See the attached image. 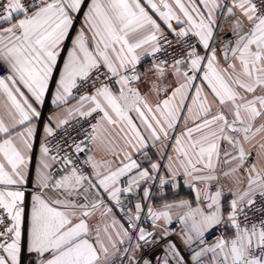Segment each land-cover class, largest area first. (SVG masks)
I'll return each instance as SVG.
<instances>
[{
	"label": "snow or ice",
	"instance_id": "obj_1",
	"mask_svg": "<svg viewBox=\"0 0 264 264\" xmlns=\"http://www.w3.org/2000/svg\"><path fill=\"white\" fill-rule=\"evenodd\" d=\"M0 70V264H153L145 247L155 264H264V0H0ZM52 85L63 111L44 124L29 213ZM151 181L194 199L149 207L159 233L137 202L125 227L113 209ZM173 215L180 246L156 255Z\"/></svg>",
	"mask_w": 264,
	"mask_h": 264
},
{
	"label": "crops",
	"instance_id": "obj_2",
	"mask_svg": "<svg viewBox=\"0 0 264 264\" xmlns=\"http://www.w3.org/2000/svg\"><path fill=\"white\" fill-rule=\"evenodd\" d=\"M82 19V17H81ZM80 27V24L76 25V29L78 30ZM163 27V25H162ZM225 29H229L230 25L225 24L224 25ZM72 35H75V31L72 33ZM227 35H230V33H227ZM220 37L217 38V42H220ZM69 43V47H70V42H66ZM67 55V51L65 50L64 52H62V56H64L66 58ZM60 67L62 68V63L60 65ZM55 94V86L52 85L51 86V93L50 94H46L45 97V104L42 106H39V109L42 113V119H43V123L37 121V135L34 137L33 139V150L31 153V159L29 162V166H28V174H29V178L28 181L20 186V190L25 192V205L27 206L26 211H28L30 213V204H31V196L33 194H36V192L38 191L36 182H35V177H36V169L39 165V159H40V144L41 141L44 139V124L48 122V117H52L55 113L58 112H62L63 109L61 108H57L56 105H53L51 103L52 98ZM77 99H70L69 103L67 105L64 106V108L70 107L71 105L76 104ZM183 129V122L181 121L179 128L177 129L176 132L171 133L173 136L179 134V131ZM172 141H166L165 144H171ZM165 144H160L157 145V148H161L164 149L165 148ZM157 148H152L150 147V150L148 151V156L150 158H152L151 162H157L159 160V157L155 155V153L157 152ZM168 154H172L171 153V149L167 148L165 149ZM88 153L85 152V157L87 158ZM135 155H140V157L142 156L141 153H133V158ZM97 158L99 159L100 156L99 154H97ZM138 163L139 160H137ZM162 164L167 163L166 160L160 161ZM140 165L142 166V168H150V162L149 160H146L144 163H140ZM163 174V173H162ZM182 183V182H181ZM143 187H148L150 188V193H149V198L148 199H143V191L139 190L136 193L133 194L131 201L129 202L128 199H125V197H121V199L123 200L124 204L128 207V208H132L133 212L135 211V203L140 202L142 204V211H145V215H146V223L144 225V228L146 230L149 231H156L157 233H159L162 229L161 228H157V229H153L152 227V220L151 218L148 216V208L151 207L155 210H163V206L166 203H172L175 200H179L181 198L184 199H194V193L190 192L189 189L184 186V187H178L176 189H172L170 186L165 187L164 189H161L159 186V181H151L148 182L147 184H144ZM116 219L120 222L123 223L120 218H119V211L117 209H113ZM175 212V210H173ZM95 220H100V215L99 213L96 214ZM110 222V221H109ZM174 222H179L175 215H173V219H172V223ZM180 223V222H179ZM157 224L159 225H163V227H167L170 224L165 223L163 220L157 221ZM101 226H103V223H101ZM182 228V225H181ZM178 231V234L181 231ZM224 231V229H220V234L221 232ZM177 234V241L180 245V237ZM124 246V245H123ZM122 246V247H123ZM156 255H163L162 252H157ZM153 264H155V257L153 255Z\"/></svg>",
	"mask_w": 264,
	"mask_h": 264
},
{
	"label": "built area",
	"instance_id": "obj_3",
	"mask_svg": "<svg viewBox=\"0 0 264 264\" xmlns=\"http://www.w3.org/2000/svg\"><path fill=\"white\" fill-rule=\"evenodd\" d=\"M78 24H79V23H78ZM78 24H77V25H78ZM171 38H172V37H171V35L169 34V39H171ZM0 75H3V71H2V70H0ZM74 95L76 96V98H78V96H79V94H78V93H75V92H74ZM42 113H43V112H42ZM93 122H95L94 119H93ZM72 123H75V121H73ZM83 123H84V127L87 128V127H88L87 122L85 121V122H83ZM69 130L71 131V129H69ZM62 131H63V129L58 130V133H57L58 136H59L60 132H62ZM76 131L78 132V131H80V129H79V128H76ZM73 134H75V133H73ZM43 141H44V139L41 141V143H43ZM55 142H56L55 140L52 141L53 144H54ZM80 157H81V159H86V157H85V153H81V154H80ZM139 158H140V155H135V156H134V159H136V160H139ZM56 167H57L56 165H53V171H54V172H55V170H56ZM141 167H142V166H141ZM122 186H126V185H122ZM127 208H128V207L125 205V212H119V218H120V220L123 222V224L125 225V227L128 226V225H127V215H126ZM121 217H123V219H121ZM140 217H141V219H140L139 221H137V224H138L140 227H143V228H144V225H145V223H146V221H147V219H146V215H145V211H142V212L140 213ZM165 228H168L170 235L167 236L166 240H162V241H161L160 245L157 247V251H156V253L159 252V251L163 253V245L167 242V240L174 241V242L177 243L178 246H180L179 243H178V241H177V234H178V231H179L180 228H181V224H180L179 222H174V223H171L170 225H168V226L165 227ZM130 231H131V230H130ZM148 231H149V230H148ZM137 235H138V233H137ZM215 235H217V236L220 235V229H218V230L215 232ZM157 238H159V237H157ZM214 238H215V236H211V237H209V242H211ZM135 243H136V239L133 238V239L131 240V245L134 246ZM141 243H143V242H141ZM128 246H129V242L126 241L123 247H128ZM154 247H156V246H154ZM181 247H182V246H181ZM182 252H183V249H182ZM135 255L138 256V257H142L143 259H150V260H153V254H152V252H150V251L147 249V247H145L144 249H142L140 252L135 253ZM116 264H121V260L118 259L117 262H116ZM123 264H129V262H128L127 260H124V261H123ZM141 264H143V261H142V260H141Z\"/></svg>",
	"mask_w": 264,
	"mask_h": 264
},
{
	"label": "water",
	"instance_id": "obj_4",
	"mask_svg": "<svg viewBox=\"0 0 264 264\" xmlns=\"http://www.w3.org/2000/svg\"><path fill=\"white\" fill-rule=\"evenodd\" d=\"M145 161H146V159H144L143 156H141V157L139 158V162H140V163H144Z\"/></svg>",
	"mask_w": 264,
	"mask_h": 264
}]
</instances>
